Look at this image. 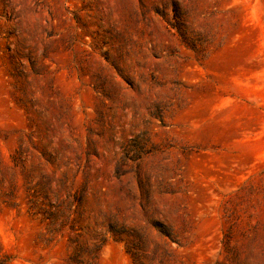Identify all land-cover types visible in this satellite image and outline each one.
Here are the masks:
<instances>
[{
	"label": "rangeland",
	"instance_id": "rangeland-1",
	"mask_svg": "<svg viewBox=\"0 0 264 264\" xmlns=\"http://www.w3.org/2000/svg\"><path fill=\"white\" fill-rule=\"evenodd\" d=\"M0 264H264V0H0Z\"/></svg>",
	"mask_w": 264,
	"mask_h": 264
},
{
	"label": "trees",
	"instance_id": "trees-1",
	"mask_svg": "<svg viewBox=\"0 0 264 264\" xmlns=\"http://www.w3.org/2000/svg\"><path fill=\"white\" fill-rule=\"evenodd\" d=\"M91 251H96V255L98 256V253L100 252V248H99V245L98 244H94L92 247H91V249H90ZM78 252V251H77ZM75 254H76V252H75Z\"/></svg>",
	"mask_w": 264,
	"mask_h": 264
}]
</instances>
